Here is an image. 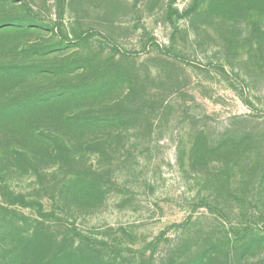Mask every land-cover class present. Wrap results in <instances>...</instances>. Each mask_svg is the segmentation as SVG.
<instances>
[{"label": "rangeland", "instance_id": "1", "mask_svg": "<svg viewBox=\"0 0 264 264\" xmlns=\"http://www.w3.org/2000/svg\"><path fill=\"white\" fill-rule=\"evenodd\" d=\"M0 264H264V0H0Z\"/></svg>", "mask_w": 264, "mask_h": 264}]
</instances>
